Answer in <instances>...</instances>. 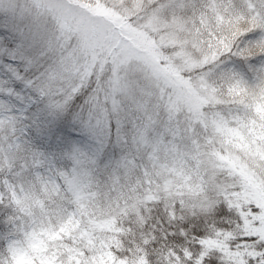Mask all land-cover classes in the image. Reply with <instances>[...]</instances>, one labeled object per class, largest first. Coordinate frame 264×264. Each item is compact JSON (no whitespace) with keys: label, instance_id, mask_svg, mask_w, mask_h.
<instances>
[{"label":"snow or ice","instance_id":"obj_1","mask_svg":"<svg viewBox=\"0 0 264 264\" xmlns=\"http://www.w3.org/2000/svg\"><path fill=\"white\" fill-rule=\"evenodd\" d=\"M0 264H264V0H0Z\"/></svg>","mask_w":264,"mask_h":264}]
</instances>
